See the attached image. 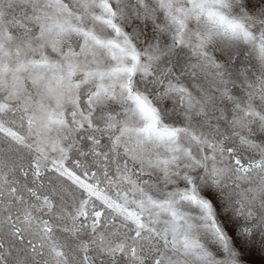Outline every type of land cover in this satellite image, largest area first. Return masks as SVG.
Returning a JSON list of instances; mask_svg holds the SVG:
<instances>
[{"label": "snow or ice", "instance_id": "obj_1", "mask_svg": "<svg viewBox=\"0 0 264 264\" xmlns=\"http://www.w3.org/2000/svg\"><path fill=\"white\" fill-rule=\"evenodd\" d=\"M0 264H264V0H0Z\"/></svg>", "mask_w": 264, "mask_h": 264}]
</instances>
